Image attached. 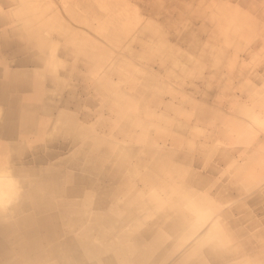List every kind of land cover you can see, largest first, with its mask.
<instances>
[{
    "label": "bare ground",
    "instance_id": "bare-ground-1",
    "mask_svg": "<svg viewBox=\"0 0 264 264\" xmlns=\"http://www.w3.org/2000/svg\"><path fill=\"white\" fill-rule=\"evenodd\" d=\"M12 1L16 4L18 28L22 34H19L20 38L33 46V51L25 55L29 58L24 59V62L28 60L26 63H43L47 71L55 66L52 43L40 37L42 29L51 34L58 33L66 44L74 46L77 58L82 56L96 60L104 56L97 44L83 38L78 32L65 28L55 12L53 16L43 19L47 8L40 0ZM80 4L84 7L88 3L81 1ZM69 9L75 14L71 7ZM107 9L111 15L110 9ZM213 18L218 25L225 24L234 28L240 37H248L246 24L249 18L246 16L225 10L220 13L219 9V13ZM241 21L245 29L237 30ZM119 27L110 28L118 34L123 31ZM229 39L230 37L227 42ZM158 51L164 57V45L160 44ZM219 54L221 51L211 59L216 66L219 63ZM6 60L0 59V101L8 106L0 122V136L51 134L46 135L33 148L27 163H23L20 154L16 152L19 144L9 146L16 152L13 159L30 171L31 178L24 198L10 205L8 209L0 208V264H121L124 260L128 264H178L192 244L189 241L180 251L174 252L180 240L189 235L193 239L197 236L201 239H215L224 233L231 236L233 246L222 250L204 248L203 259L208 264H216L217 261L223 264H245L264 260V216L258 219L245 213L247 225L244 227L232 218L234 212H244L247 202L257 204L264 200V187L257 189L261 184L258 156L247 153L240 161L234 162L215 148V155L219 156L220 162L226 167L219 171L218 176H224L229 170L234 174L230 185H225L218 179L212 182L208 176L193 171L192 166L196 162H202L205 157L202 154L205 152L201 153L199 159L191 160L194 162L192 164L178 157L170 159L169 165L176 172L167 174L169 168L166 167V157L149 142L144 144L142 151L149 154L146 157H150V161H143L135 156L132 148H115L97 138H89L86 135V126L76 125L66 113L58 112L51 125L47 120L40 119L39 112L51 115L56 111L55 98L59 95L58 91L46 93L42 89L37 92L33 83V72L9 69ZM27 88L32 90V98L29 100L13 94L14 91ZM146 88L144 86L143 90L138 89L136 97L129 99L121 107L120 118L123 125L143 111L147 97ZM104 93L109 104L119 109L121 103L118 104V98L115 97L116 94H121L119 88L105 80ZM122 97L121 94L120 98ZM181 100L191 104L186 97H181ZM254 106L264 110V98ZM168 107L167 112L175 110L172 105ZM201 111L203 109L199 110ZM63 115L70 121L67 125L68 132L60 134L63 131L61 130L53 133L56 120ZM200 115L208 122L216 121L219 124L216 131L221 135L223 124L225 128L237 131L241 127V122L233 116L218 115L214 120L213 117L208 118L207 114ZM158 119L161 120L147 126V130H157L159 138L186 133V125L183 131L182 125L177 121L170 124L162 121L165 119L163 116ZM164 122L171 125V128H164ZM141 128L145 133V125ZM124 131L123 128L117 129L121 135ZM198 134L202 132L199 131ZM54 135L69 137L72 147L66 158L57 155L52 149ZM129 135L132 136L131 133ZM3 145L6 144L0 143V146ZM186 146L188 149L192 148L191 144ZM74 149L78 151L73 152ZM131 158H134V166L129 165ZM211 171L214 174L218 169L212 167ZM184 172L187 174L179 184H173L169 179L173 174L181 176ZM136 182L141 187L136 186ZM214 184L220 185L214 188ZM4 187L9 198H14L15 182L9 178ZM200 194L204 195L205 200L214 202L216 209L213 210L205 200L199 199ZM164 195L169 198L166 208ZM182 200L187 203L183 204ZM235 200L238 202L233 207H228ZM160 212H163L161 218L148 220L151 213ZM257 240L258 244L254 247Z\"/></svg>",
    "mask_w": 264,
    "mask_h": 264
},
{
    "label": "rangeland",
    "instance_id": "rangeland-1",
    "mask_svg": "<svg viewBox=\"0 0 264 264\" xmlns=\"http://www.w3.org/2000/svg\"><path fill=\"white\" fill-rule=\"evenodd\" d=\"M81 1H87L88 4L83 7ZM40 2L47 8L43 13V19L53 16L55 12L65 28L78 32L83 38L97 44L104 55L99 62L81 56L77 58L74 46L66 44L58 33L51 34L42 29L40 37L52 43L55 61L53 69L44 74L43 91L55 92L56 87L60 88L58 99L72 90L74 98L79 102V108L76 110L59 105L55 113L63 110L76 115L78 120L86 127L92 128L94 136L101 137L103 142L113 143L115 146L135 144V140L127 141L121 134L120 136L116 134L117 127L124 123L114 120L113 124H105L106 114L101 110L105 101L94 89L95 84L104 76L130 98L134 97L135 86L143 85L148 76L154 84L164 85V103L177 106L181 103L179 99L186 97L210 108L218 107L222 113L230 114L241 122L239 131L232 130L230 134L224 124H220L229 142L217 137L209 149L216 147L226 149L234 162L240 161L238 152L243 150L245 154L260 156L264 154V149L255 147L260 140L261 143L264 142V110L254 106L264 98V14H262L264 0H40ZM13 6L16 7V4L11 6L0 4V10ZM70 7L76 16L70 12ZM219 7L249 18L246 24L249 31L247 38H231L233 36L231 34L230 44L225 46L228 42L221 38L223 36L218 32V24L212 19L219 13ZM107 8L110 9L111 15L108 14ZM4 24H9V27L0 30V39L1 32L4 30L7 32L6 38L0 40V43H5V48L3 46L0 50V57H8L10 61V51L18 48L11 39L18 34L19 25L14 15L0 26ZM112 26L118 28L121 26L123 31L116 34L110 28ZM239 29H245L243 21L240 22L237 30ZM160 44L164 45V57L157 53ZM21 45L26 46L25 40H22ZM215 50L221 51V54L217 55L219 62L217 66L211 60L216 57ZM210 52L213 55L206 56ZM8 64L9 67L16 68L10 66L12 63ZM43 68V63L38 62L24 67L30 71ZM112 70L117 73L115 71L112 73ZM167 90L173 92V95ZM219 99H222L224 104L235 100L232 109H228L227 105H219ZM88 101L91 103L88 104ZM84 105L89 110H85ZM159 110L156 108V112L160 113ZM185 110L189 116V109ZM80 112H84L85 116ZM38 114L42 120H47L49 125L53 124L57 117L47 116L43 112ZM189 120L190 125L197 124L204 132L211 131L210 127L198 124L196 119L191 117ZM186 122L188 121L184 120L185 124ZM108 129H112L115 134L111 135ZM133 131L138 134L139 130L134 128ZM186 133H189L187 129ZM186 136L192 142L201 138L194 140L192 136L187 134ZM253 138L258 143H254ZM18 144V140L8 142L10 147ZM33 148L30 151L25 150L21 157L23 163H27ZM194 150L201 152V149ZM68 153L64 152L62 156ZM212 157L208 166L218 169V172L221 171L223 165L215 161V156ZM193 168L200 172L203 171L204 165L195 164ZM218 172L210 177H218ZM236 202L238 201L228 204V207H233ZM245 213L258 219L263 217L264 200L257 204L247 202L244 212L233 213L232 218L238 220L241 227L247 225ZM257 244L258 240L255 241L254 247ZM216 264L223 263L217 261Z\"/></svg>",
    "mask_w": 264,
    "mask_h": 264
},
{
    "label": "crops",
    "instance_id": "crops-1",
    "mask_svg": "<svg viewBox=\"0 0 264 264\" xmlns=\"http://www.w3.org/2000/svg\"><path fill=\"white\" fill-rule=\"evenodd\" d=\"M0 4L3 5V6H11V4H15V2H13L12 0H0ZM13 7L4 8V9L0 10V25L2 23H4V21L9 19L11 17V15H14L17 18V20H18V17L16 15V7H14V9H13ZM219 9H220V13L224 12V9H222L221 7H219ZM9 10H11V11L8 12ZM236 13H238V12H236ZM238 14H240V13H238ZM262 14H264V12ZM240 15L244 16L242 14H240ZM213 20H214V22H217L215 18H213ZM217 24H218V22H217ZM224 25H222V26L218 25V27H219L218 28V32L223 36L221 38L222 39L224 38L225 42H227L228 37H229V35L231 36V34L233 35V36H231V38L240 37L236 33L234 28H229V27H227V25H226V27H223ZM5 27H9V24H4V25L0 26V30H2ZM17 30H18L17 31L18 34L14 38H12L11 40L18 45V48L13 50V51H10V53H11L10 54V59L11 60L8 61V57H5V56L4 57H0V59L1 58L7 59L6 63H7V67L9 69L16 70V71H25V72L27 71V72L32 73L33 71L24 69V67H26L28 65H31V64H35L36 62L32 61V62L26 63L28 60L24 62V59L29 58V56L25 57V55H28V54H30L33 51V46L31 44H29L25 40L26 46L22 47L21 43H22L23 39L20 38L19 34H21V32H20L18 26H17ZM6 36H7V32L5 30L2 31L0 40H4V38H6ZM2 43H0V50L3 49V46L5 48V43L4 42H2ZM229 44H230V42H228L227 45L225 44V46H228ZM19 46H21V47H19ZM221 47L223 48V46H221ZM215 51L217 53L220 52L219 50L218 51L215 50ZM223 51H225L224 48H223ZM210 53H212V52H210ZM217 53H215V54H217ZM78 58H79V56H78ZM82 58H84V57H82ZM102 58H100V59H102ZM100 59H96V60H93V61L99 62ZM9 62L12 63V64H10V66H15L16 68L9 67V64H8ZM1 68L2 67L0 65V71H1ZM0 79H2V76H0ZM105 80H106V77L103 76L101 78V80L98 81V83L95 84V88L96 89H94V91L96 92V94H98L100 96V98L102 100L105 101V103L103 104L104 106L102 105V107H101V110H102L103 114H106V117H105L106 118V120H105V124L106 125L113 124L114 120L122 122L121 118H120L121 110L123 108L122 106L126 105V103L129 102L128 101L129 99L133 100L134 97H136L135 94H136V91L138 89L141 88L143 90L144 86L147 87L146 88L147 97L145 99V104H144V107H143V111L140 112L139 116L134 117L130 122H127L126 125H120L119 127H117V129H120V128L125 129L124 134L122 135L123 136L122 138H124V140H127V141L135 140V144H132V145L125 144L123 146H115L113 143L103 142L101 137H99L97 139L101 140L104 144H111L115 148H124V146L132 148V149H134V153H136L135 156H137L138 158H142L143 161H150V157H146V155H149V154H147L146 152L142 151V148H143L144 144L146 142H149L152 147L158 148L157 151H159L162 155H164L166 157V167L169 168V171L167 172V174L176 172L169 165L170 159H175V157H178V158L184 159V160L190 162V164H192L194 162L191 161V160L195 161L196 159H199L200 156L205 155V157H204V159L202 160L201 163L200 162H196V164L204 165L203 171L198 172V171L194 170V168L192 166L193 171L196 174L208 176L210 179H212V182L214 181V179H218V180L224 182L225 185H230L231 178L234 176L232 171L229 170V172H226V174L224 176H218L216 178H211L210 176L213 175V173L211 171L212 166H210V167L208 166L209 163L211 162L212 158H213L212 157V155H213V156H215V161L217 163H219V164H222L223 167H225L224 164L220 162L219 156L215 155L216 154L215 148H213V149H209V148H210V145L214 142V140L217 137L218 138L222 137V140H225L226 142H229V138L226 137L224 134L221 135V134L217 133L216 126H219V124L216 121L210 120V122H208L207 120L203 119V117H202V115H200V113L207 114L208 118L213 117L214 120H216V116H218V115L231 116L230 114L222 113L221 111H219L220 108H218V107L210 108V107H208V106H206V105H204V104H202L200 102H193L192 100H190L191 104H187V103H184V101L181 100V98L179 99L181 103L178 104L177 106H173L172 104H169V103H164V99H163V96H164V85L157 84V83L154 84V81L151 78H149L148 76H146V81L144 82L143 85H138V84L136 85L135 84L136 86H135V88L133 90L134 97L128 98L119 89V91L121 92L123 97L120 98L121 94H116L115 95V97L118 98V104L121 103L119 105V109H118L116 107L111 106L109 104V101L107 100V98L105 96V93H104V82H105ZM53 81L57 83V81L55 79H53ZM245 88H246V86H244V89ZM142 90H141V92H142ZM55 91H58L59 94L61 93V89L58 88V87L55 88ZM167 92L172 94V92L170 90H167ZM13 94L15 96H17V97H20V98L27 97L28 100L32 98V90H31V88L24 89L23 91L22 90L14 91ZM81 97L85 98V96H81ZM58 99H57V97L55 98L56 111L58 110L59 105L65 106V108L71 107L74 110L79 108V102H77L76 99L74 98L72 90L69 91L66 96H63L62 98H58ZM233 102H235V100H230L228 104H224V101L222 99L218 100L219 105L220 104L224 105V106L227 105L228 109L231 108V106H233ZM87 103L89 104V103H91V101H88ZM5 105H7V104H5L4 102L0 101V122L3 119V116L5 115L6 111L8 110L7 109L8 106H5ZM20 105H22V103ZM168 105H172L175 108V110H173L171 112H167V110L169 109ZM85 106L86 105H84L83 108L85 110H89V109H86ZM98 107H99V104H98ZM19 108H20V106H19ZM156 108H157V110L160 109L159 110L160 113L156 112ZM184 108L185 109H187V108L189 109V113H190L189 116L187 115V112H186V110ZM96 109H98V108H96ZM200 109H203V111L199 112ZM55 112L52 113L51 115H47L45 113L44 114L47 115V116H52V115H56L57 116L58 112L66 113L63 110L58 111L57 113H55ZM66 114L69 115V117H71L72 121L76 125H83V123L80 122L81 120H78L76 115H73V114H70V113H66ZM80 114L85 116L84 112H80ZM38 116H39V114H38ZM159 116H163L165 119L170 120V121H167L165 119L162 120V121L170 122V124H172L173 121H177L178 123H180L182 125L183 131L185 130V125H186V127H187L186 129L189 130V131H192V132H190L189 134L184 133V135L181 133L178 136H167V137H164L163 139L159 138L157 130H155V132H154V129L151 132H149L147 130L149 125H153V123L156 124L159 120H161V119H158ZM191 117L196 119V122L198 124H200L202 126L210 127L211 131L204 132L198 127L197 124L196 125H190V123H189L190 120L189 119ZM39 118H40V116H39ZM184 120H187L188 122H186V124H185ZM17 125H20V123L17 122ZM142 125H145V127H146V132L145 133H143L144 130H142V128H141ZM163 125H164V128H171L170 127L171 125L168 126L165 122L163 123ZM86 128L88 130V133H86V135L90 136L89 138H96L94 136L95 133L93 132L92 128H89V127H86ZM134 128L139 130L138 134H137V132L133 131ZM226 129H228V128H226ZM68 130L69 129L66 127L65 129H63L62 132H60V134H63L64 132H68ZM228 130L229 131H227V132H229V134H230L232 132V129H228ZM132 131L134 133H132ZM193 131H195V132H193ZM199 131L202 132V134H198ZM234 131H237V130H234ZM108 132H110L111 135L115 134L112 129H108ZM147 132H149V133H147ZM130 133H131L132 136L129 135ZM116 134H118L120 136V134L117 131H116ZM186 134L188 136H192V138L194 140L199 139L200 137L201 138L199 140H197L196 142H192L191 140H189L187 138ZM54 136H55V139H54V143L52 145V149L54 150V152L57 153V155H60V156H62L64 154V152L65 153L70 152V149H71L72 146L70 144L69 137L66 138L64 136H60V137H57L56 135H54ZM18 138H19L18 135H14V137H12V136L11 137H9V136H0V143H2V144L4 143V144L7 145V143L9 141H17L18 140V142H19ZM85 138H88V137H85ZM255 141L256 140L254 139L253 142L254 143H258V142H255ZM259 143L256 144V146H255L258 149L261 147V145H264V142L261 143V140L259 141ZM186 144H191L192 148L188 149ZM216 148H218V147H216ZM194 149H201V150L203 149V151L194 152L195 151ZM218 149L221 152H224V154L227 155L229 158H232V156H230V154L228 153V151L226 149H220V148H218ZM262 149H264V147H262ZM202 152H205V153L201 155ZM68 154L64 155L62 157L66 158L68 156ZM244 154H245L244 150L241 151V152H238V155H239L238 157H240V160L242 159ZM254 155H255V157L258 156V158L261 159L262 155L261 156L259 154H254ZM205 163H207V164H205ZM134 164H135L134 158L129 159V165L134 166ZM218 174H219V172H218ZM262 183L263 182L261 181V184ZM261 184L257 188L258 190L264 187V186L261 187ZM219 185L214 184V188H217ZM136 186L141 187V184L136 182ZM242 189H244V187H242ZM168 200H169V198H167L166 195H164V206L167 204ZM235 201H238V200H235ZM165 208H166V206H165ZM159 211H163V210H159ZM162 216H163V212L156 213V214L151 213L149 215L148 220L149 221H154L157 218H161ZM164 216H165V211H164Z\"/></svg>",
    "mask_w": 264,
    "mask_h": 264
},
{
    "label": "clouds",
    "instance_id": "clouds-1",
    "mask_svg": "<svg viewBox=\"0 0 264 264\" xmlns=\"http://www.w3.org/2000/svg\"><path fill=\"white\" fill-rule=\"evenodd\" d=\"M47 72L46 68L43 69H35L33 70V83L37 89V92H40L43 87V80H44V74ZM68 123L70 121L68 118L63 115L61 119L56 120L55 127L52 128L53 133H57L64 128L67 127ZM51 133H48L46 135H50ZM46 135L44 136H36V135H24L21 134L19 136V145L16 150L22 157L25 150H31L34 145L37 143H41L44 138H46ZM78 151V149H74L73 152ZM16 152H14L9 145H3L0 146V208L8 209L10 205L17 203L19 200L25 197L28 187L30 186V178L31 173L30 171L23 166L19 165L18 160H14L13 156L16 155ZM73 153H70V155ZM187 173L184 172L181 176L172 175L169 177V179L172 181L173 184H179L181 183L183 176ZM260 179L262 182H264V155L261 156L260 159V170H259ZM11 178L16 185V195L14 198L10 199L4 185L6 184V181ZM199 199L205 200V197L203 194H200ZM183 204H186V200H182ZM205 203L212 208L213 210L216 209V205L214 202L210 200H205ZM189 241H192L191 247L187 249V251L184 253L182 259L178 261V264H208L207 260L203 259V253L202 250L206 247H211L214 249L222 250V249H228L231 248L234 244L233 239L231 236L227 233L222 234L218 238H206L201 239L199 236H197L195 239L191 235L186 237L185 239H182L178 242L176 248L173 250L174 252L180 251V249L184 248L186 244L189 243ZM121 264H128V261L124 260L121 261ZM245 264H264V260H256L251 262H245Z\"/></svg>",
    "mask_w": 264,
    "mask_h": 264
}]
</instances>
